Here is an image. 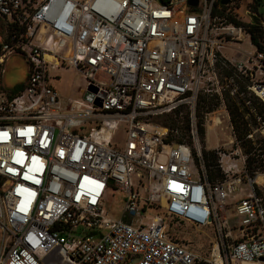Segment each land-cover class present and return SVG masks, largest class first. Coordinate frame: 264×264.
I'll return each instance as SVG.
<instances>
[{"label": "built area", "instance_id": "built-area-1", "mask_svg": "<svg viewBox=\"0 0 264 264\" xmlns=\"http://www.w3.org/2000/svg\"><path fill=\"white\" fill-rule=\"evenodd\" d=\"M234 3L0 0V264H264V49L251 25L220 15ZM246 37L255 52L223 53ZM13 54L28 73L9 92ZM59 67L82 73L83 98L57 92L50 70ZM181 107L189 127L179 140L180 127L161 117ZM212 118L230 138L212 149L217 177L200 128ZM241 184L249 192L235 200L232 225L228 197ZM111 188L126 193L119 217L105 209ZM166 217L213 225V256L180 243Z\"/></svg>", "mask_w": 264, "mask_h": 264}, {"label": "rangeland", "instance_id": "rangeland-1", "mask_svg": "<svg viewBox=\"0 0 264 264\" xmlns=\"http://www.w3.org/2000/svg\"><path fill=\"white\" fill-rule=\"evenodd\" d=\"M216 9L218 10V7ZM216 15H218V12ZM220 15L227 16L228 19L233 17L245 23H251L250 21H254L255 23L262 25L264 23V0H259V2H255L254 0H235L233 5L223 7V9L220 10ZM2 20L4 19L2 18ZM233 45L239 49H235L230 45L224 46L222 49L223 53H225L227 57L231 58V60L232 58L241 60L247 57L248 53L255 52L254 45L252 44L249 37H246L242 42ZM27 73L28 65L25 57L20 54H13L10 56L5 65V72L2 78L3 88L9 92L17 91L26 79ZM50 76L52 85L65 99L83 98L85 96L88 82L84 79L82 73L78 69L67 67L51 68ZM182 111L183 112H179L178 114H165L161 117V121L164 122L165 118H167L169 115L170 117H178L181 121V124H186L187 119L188 124V111L186 109H183ZM199 115H203L200 110ZM214 115L208 116V118L210 119V117ZM200 128H203L204 130V134H201L202 142L210 151H212L214 147L218 146V144H220L221 147L224 146V144L230 139L228 136V131L225 128L223 131H220V134L218 133V126L215 130L212 128L207 130L205 126L201 125ZM260 138V136H255L254 143L260 142ZM184 139H188L187 136ZM229 146L230 145H226V148H229ZM244 146L247 147L245 143ZM242 152L246 154L244 147L242 148ZM215 155L216 158L214 159L213 163L216 165V169L218 170V153L215 152ZM229 159V157L223 156L224 166H227ZM219 169L221 170V168ZM219 173L221 174V171ZM257 179L259 182H261L264 180V176L260 175ZM248 192V185L241 184L239 189L228 197V202L230 204L229 215L232 225H235L239 222V216L236 215L233 209L234 202L236 199L247 194ZM125 197L126 193L123 190L111 188L105 203L106 211L115 217L121 216L122 208L125 204ZM154 213V211L148 210V212L145 214V220H149L154 215ZM166 220L171 234L180 243L186 245L188 248L198 254L202 260L205 258H211L213 256L214 248L218 242V236L213 225L206 227L195 226L193 224L171 217H166ZM236 234L237 232H234V235ZM198 264L205 263L199 262Z\"/></svg>", "mask_w": 264, "mask_h": 264}, {"label": "trees", "instance_id": "trees-1", "mask_svg": "<svg viewBox=\"0 0 264 264\" xmlns=\"http://www.w3.org/2000/svg\"><path fill=\"white\" fill-rule=\"evenodd\" d=\"M255 2H259V0H254ZM223 9V8H222ZM256 10V9H255ZM218 12L217 9H215V14ZM229 21H232L233 23L237 24V25H251V31H252V42L254 45H256L259 49H264V30L262 28H260V24L259 23H253V24H249V23H245L239 19L230 17ZM22 86V85H21ZM21 88V87H20ZM230 109H231V113L233 115V119L234 122L236 123V125L238 126V128L240 129L239 132V138L241 139H245V136L242 133V130L245 128V123L240 120L239 118H237V110L238 108L236 106H233V104H229ZM257 106V105H256ZM185 107H181L180 109L176 110L175 112H173L174 114H178L179 112H181ZM257 108L260 110V112H264L263 108L260 107L259 105L257 106ZM164 122L171 127H177L179 125L180 130H181V136L179 138V140L184 139L187 136V131H188V124H187V119H186V124L182 123L179 120L178 117H170L169 115L167 116V118H165ZM201 133L204 134V130L203 128H201ZM245 145L249 147H253V140L251 139H245ZM248 151V150H247ZM261 151H255L253 153V155L250 156V162L256 161L260 158L261 155ZM205 156L206 158L209 160V165H211V167L209 168L210 170V174L212 177H217L220 173V169H216V165L213 163L214 159L216 158L215 152L213 151H205ZM260 160V159H259ZM260 163H262L260 161ZM152 211H154V208H152ZM155 212V211H154Z\"/></svg>", "mask_w": 264, "mask_h": 264}, {"label": "bare ground", "instance_id": "bare-ground-1", "mask_svg": "<svg viewBox=\"0 0 264 264\" xmlns=\"http://www.w3.org/2000/svg\"><path fill=\"white\" fill-rule=\"evenodd\" d=\"M214 121V122H213ZM213 122V123H212ZM217 119L216 118H212L211 122H210V126L209 128H212L213 130L215 129L214 128V125L217 123ZM259 182V181H258ZM262 182V181H261ZM216 247V246H215ZM215 253L217 254V250L215 249ZM244 264H259L258 262H246Z\"/></svg>", "mask_w": 264, "mask_h": 264}, {"label": "water", "instance_id": "water-1", "mask_svg": "<svg viewBox=\"0 0 264 264\" xmlns=\"http://www.w3.org/2000/svg\"><path fill=\"white\" fill-rule=\"evenodd\" d=\"M230 0H220V3L225 5L227 3H229ZM199 0H188V4L190 6H196L198 4ZM28 65V64H27Z\"/></svg>", "mask_w": 264, "mask_h": 264}, {"label": "crops", "instance_id": "crops-1", "mask_svg": "<svg viewBox=\"0 0 264 264\" xmlns=\"http://www.w3.org/2000/svg\"><path fill=\"white\" fill-rule=\"evenodd\" d=\"M232 60H237V59H235V58H232ZM25 80H26V79H25ZM25 80H24V82H25ZM24 82H23V83H24ZM23 83H22V85H23ZM173 237H174V236H173ZM174 238H175V237H174Z\"/></svg>", "mask_w": 264, "mask_h": 264}]
</instances>
